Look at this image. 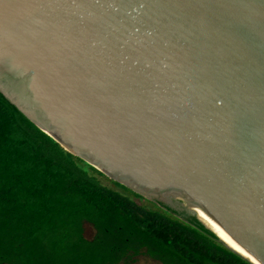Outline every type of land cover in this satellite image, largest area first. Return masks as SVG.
Here are the masks:
<instances>
[{
    "label": "water",
    "instance_id": "1",
    "mask_svg": "<svg viewBox=\"0 0 264 264\" xmlns=\"http://www.w3.org/2000/svg\"><path fill=\"white\" fill-rule=\"evenodd\" d=\"M0 91L264 264V0H0Z\"/></svg>",
    "mask_w": 264,
    "mask_h": 264
},
{
    "label": "trees",
    "instance_id": "2",
    "mask_svg": "<svg viewBox=\"0 0 264 264\" xmlns=\"http://www.w3.org/2000/svg\"><path fill=\"white\" fill-rule=\"evenodd\" d=\"M138 255L254 264L196 216L146 199L68 151L0 91V264H133Z\"/></svg>",
    "mask_w": 264,
    "mask_h": 264
},
{
    "label": "rangeland",
    "instance_id": "3",
    "mask_svg": "<svg viewBox=\"0 0 264 264\" xmlns=\"http://www.w3.org/2000/svg\"><path fill=\"white\" fill-rule=\"evenodd\" d=\"M102 180H103L105 185L114 187V185L112 184V182L109 179H106L103 177ZM139 201H140V203L148 204L145 201H142V200H139ZM95 234H96V232L91 225L85 226V236L88 239L94 238ZM133 264H160V263L157 261H154L152 259H149L147 257H140L136 261H134Z\"/></svg>",
    "mask_w": 264,
    "mask_h": 264
},
{
    "label": "flooded vegetation",
    "instance_id": "4",
    "mask_svg": "<svg viewBox=\"0 0 264 264\" xmlns=\"http://www.w3.org/2000/svg\"><path fill=\"white\" fill-rule=\"evenodd\" d=\"M172 206L176 209V210H178V211H185L187 214H190L188 211H187V209L186 208H184V206L181 204V202H179L178 200H174L173 201V204H172ZM95 230V229H94ZM140 257H146V256H144V255H138V256H135L134 257V259H138V258H140ZM147 258H149V257H147ZM149 259H151V258H149ZM153 260V259H152ZM154 261H156V260H154ZM158 262V261H157ZM160 263V262H159ZM160 264H162V263H160Z\"/></svg>",
    "mask_w": 264,
    "mask_h": 264
}]
</instances>
